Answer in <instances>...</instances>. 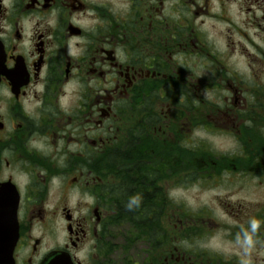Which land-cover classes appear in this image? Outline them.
I'll list each match as a JSON object with an SVG mask.
<instances>
[{"label": "flooded vegetation", "instance_id": "1", "mask_svg": "<svg viewBox=\"0 0 264 264\" xmlns=\"http://www.w3.org/2000/svg\"><path fill=\"white\" fill-rule=\"evenodd\" d=\"M0 47V261L264 264V0H0Z\"/></svg>", "mask_w": 264, "mask_h": 264}, {"label": "trees", "instance_id": "2", "mask_svg": "<svg viewBox=\"0 0 264 264\" xmlns=\"http://www.w3.org/2000/svg\"><path fill=\"white\" fill-rule=\"evenodd\" d=\"M119 142L115 143L114 148L112 150L111 158L112 162L107 164L106 162V153H103L101 156H99V159L105 161L102 165L98 166V173H102V177L104 181L108 182V175L112 176L111 183L108 185L112 189V204L116 208V211L112 215V223L117 225H122L125 223H132L137 224L139 222H146L148 221V215L139 214L136 212L133 208L136 207V203L138 201L137 198H130V201H128L129 198L126 196L123 197L124 191H123V185H122V172H121V159H122V151L120 148V139ZM100 170V172H99ZM108 187L104 189L105 192H107ZM123 198V199H122ZM106 197H104V200ZM124 201V202H123ZM120 207V208H118ZM129 207L131 209L130 212H124V208ZM133 207V208H131ZM128 208V209H129ZM151 222L153 221V216H151ZM163 214L160 216V222H163Z\"/></svg>", "mask_w": 264, "mask_h": 264}, {"label": "rangeland", "instance_id": "3", "mask_svg": "<svg viewBox=\"0 0 264 264\" xmlns=\"http://www.w3.org/2000/svg\"><path fill=\"white\" fill-rule=\"evenodd\" d=\"M235 60L236 59L234 58L232 60V62L235 63ZM218 142H220V141H218ZM220 143H222V142H220ZM224 147L227 148L228 144H224ZM214 194L215 193H209V194L202 196L200 199H194V197L192 196V193H190V194H186V195H179L177 197V200L179 201L180 204H185L186 206L201 207V206L207 205V206L215 207L216 201L215 202L212 201Z\"/></svg>", "mask_w": 264, "mask_h": 264}, {"label": "water", "instance_id": "4", "mask_svg": "<svg viewBox=\"0 0 264 264\" xmlns=\"http://www.w3.org/2000/svg\"><path fill=\"white\" fill-rule=\"evenodd\" d=\"M3 68H4V66H3V55L1 53L0 54V75L3 72ZM0 264H8V263L5 261H0ZM49 264H62V261H60L58 257H55Z\"/></svg>", "mask_w": 264, "mask_h": 264}]
</instances>
